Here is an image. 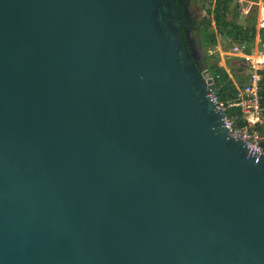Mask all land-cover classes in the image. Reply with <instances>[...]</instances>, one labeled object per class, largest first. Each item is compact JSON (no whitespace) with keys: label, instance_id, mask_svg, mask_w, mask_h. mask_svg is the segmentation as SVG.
Masks as SVG:
<instances>
[{"label":"water","instance_id":"95a60500","mask_svg":"<svg viewBox=\"0 0 264 264\" xmlns=\"http://www.w3.org/2000/svg\"><path fill=\"white\" fill-rule=\"evenodd\" d=\"M184 7L0 0V264H264V154L224 128Z\"/></svg>","mask_w":264,"mask_h":264},{"label":"trees","instance_id":"16d2710c","mask_svg":"<svg viewBox=\"0 0 264 264\" xmlns=\"http://www.w3.org/2000/svg\"><path fill=\"white\" fill-rule=\"evenodd\" d=\"M186 0H176V4L184 5ZM233 0H212L210 7L205 8V14L210 15L209 18L202 17L198 23L199 34L201 37V44L204 46H214L216 44V35H220L228 39L233 43H244L243 51L250 53L251 44L253 45L255 37H257L256 47H259L264 43V25L255 27L253 17L239 23L236 21V8L234 4L229 9ZM230 12L231 17L228 19L226 14ZM213 25V29L210 25ZM182 29V25H181ZM183 31V29H182ZM229 57V60L233 62V66L225 67L226 72H221V65L224 61H220L215 56L205 54L203 58L204 68L210 74L212 83L209 89L214 93L218 101L224 103H230L233 100L235 88H240L247 82V67L239 56ZM233 60V61H232ZM225 65V64H224ZM200 69H198L199 73ZM261 97L264 101V72L263 79L261 81ZM240 111L238 107H231L226 105L224 111L225 116L235 115L239 116ZM261 134H264V130L259 129Z\"/></svg>","mask_w":264,"mask_h":264},{"label":"built area","instance_id":"2783aa9c","mask_svg":"<svg viewBox=\"0 0 264 264\" xmlns=\"http://www.w3.org/2000/svg\"><path fill=\"white\" fill-rule=\"evenodd\" d=\"M240 12H245L241 7ZM244 43H238L231 47V54L242 58L247 67L248 79L240 88H235L233 100L230 103L218 101L214 93L209 89L212 79L208 71L204 68L199 71V75L208 89V96L215 107L223 114L222 123L227 133L234 139H239L244 147L259 155L264 154L262 139L264 134L259 129L264 130V101L261 97V81L264 72V43L259 47L254 46L250 53L243 51ZM221 72H226L223 68ZM226 105L238 107L239 116H225Z\"/></svg>","mask_w":264,"mask_h":264},{"label":"rangeland","instance_id":"374dc122","mask_svg":"<svg viewBox=\"0 0 264 264\" xmlns=\"http://www.w3.org/2000/svg\"><path fill=\"white\" fill-rule=\"evenodd\" d=\"M212 0H186L184 7L183 17L185 20H192L193 25L187 28V45H189V52H191V56L194 59L198 69H204L203 58L204 55L215 56L220 61L222 59L224 64L221 65V69L227 71L225 67H232L233 62L229 60V57H234L231 53V47L236 45L237 43H233L226 39L223 36L216 35V44L214 46H204L201 44V37L199 34V26L200 23L198 21L202 18H209L210 15L205 14V8L210 7ZM236 4V21L239 23H244L245 20L253 17L255 22V27H259L264 25V0H233L230 4L229 9ZM243 8L245 12H240L239 8ZM231 13L228 12L226 17L229 19L231 17ZM210 28L213 29V25L211 23ZM189 42V43H188ZM245 46V44H244ZM251 50L254 48L251 44ZM250 50V51H251ZM233 61V60H232ZM262 144L264 145V138L262 139Z\"/></svg>","mask_w":264,"mask_h":264},{"label":"flooded vegetation","instance_id":"af4514ba","mask_svg":"<svg viewBox=\"0 0 264 264\" xmlns=\"http://www.w3.org/2000/svg\"><path fill=\"white\" fill-rule=\"evenodd\" d=\"M193 24H194L193 23V19L186 21L185 18L183 17V19H182V29H183V31H185L187 28L191 27ZM186 48L189 49V45H187V43H186ZM188 52H189V50H188ZM189 53H191V52H189Z\"/></svg>","mask_w":264,"mask_h":264},{"label":"crops","instance_id":"0c3cea01","mask_svg":"<svg viewBox=\"0 0 264 264\" xmlns=\"http://www.w3.org/2000/svg\"><path fill=\"white\" fill-rule=\"evenodd\" d=\"M263 26V25H262ZM257 28V27H256ZM257 37L254 39V46H256Z\"/></svg>","mask_w":264,"mask_h":264}]
</instances>
